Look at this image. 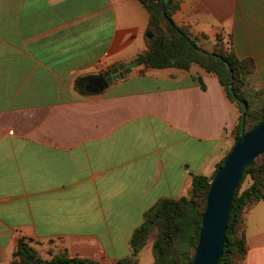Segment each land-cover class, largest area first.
Here are the masks:
<instances>
[{
    "label": "crops",
    "instance_id": "1",
    "mask_svg": "<svg viewBox=\"0 0 264 264\" xmlns=\"http://www.w3.org/2000/svg\"><path fill=\"white\" fill-rule=\"evenodd\" d=\"M178 2L171 19L197 47L212 53L222 34L254 62L247 90L264 102V0ZM148 20L137 0H0V264L19 241L45 262L118 264L145 215L223 157L239 111L213 74L125 71ZM116 68L102 92L82 91ZM245 241L241 264H264V200Z\"/></svg>",
    "mask_w": 264,
    "mask_h": 264
},
{
    "label": "trees",
    "instance_id": "2",
    "mask_svg": "<svg viewBox=\"0 0 264 264\" xmlns=\"http://www.w3.org/2000/svg\"><path fill=\"white\" fill-rule=\"evenodd\" d=\"M147 11L149 20L146 34L147 50L139 54L125 71L135 66L146 69H179L188 71L197 66L204 72L213 74L226 98L234 103L241 114L240 107L228 92L231 74L232 86L236 97L247 104L244 117V132L252 129L264 120V107L250 110L248 102L239 94L245 85V77L254 72L250 59H237L228 47L229 43L217 38L212 53H208L190 40L185 29L177 27L171 19L177 11L178 0H137ZM164 9V12L162 10ZM189 40V42H187ZM200 82V80L198 79ZM239 120L237 124L239 138ZM227 156V155H226ZM226 156L217 164L215 172L222 166ZM214 172V174H215ZM213 174V176H214ZM213 176H193L191 196L179 200H162L157 203L144 218L130 238L131 256L118 264H137V258L150 237L154 234L152 251L153 264H191L198 241L201 216L206 206V196ZM250 184L241 190L244 179ZM264 200V154L254 160L243 172L238 188L233 196L228 214L224 246L218 264H241L247 253L245 241V214L259 201ZM11 264H92L85 260H68L54 257L49 262L39 259L32 248L19 241L13 253Z\"/></svg>",
    "mask_w": 264,
    "mask_h": 264
},
{
    "label": "water",
    "instance_id": "3",
    "mask_svg": "<svg viewBox=\"0 0 264 264\" xmlns=\"http://www.w3.org/2000/svg\"><path fill=\"white\" fill-rule=\"evenodd\" d=\"M164 2L167 3V0ZM146 37L150 38V35ZM227 69L231 74L228 92L241 110L239 138L210 181L205 210L201 216L198 241L191 264H218L224 246L229 210L240 178L244 170L264 154V120L244 132L243 123L247 104L236 97L232 86L233 76L228 66ZM120 77L122 74L117 68L113 69L107 76H89L87 80L94 82L90 85H86L85 81L81 82L82 91L87 94H97Z\"/></svg>",
    "mask_w": 264,
    "mask_h": 264
},
{
    "label": "rangeland",
    "instance_id": "4",
    "mask_svg": "<svg viewBox=\"0 0 264 264\" xmlns=\"http://www.w3.org/2000/svg\"><path fill=\"white\" fill-rule=\"evenodd\" d=\"M218 39H220L221 41H226L229 43L228 47L230 48L231 50V53L237 58V56L234 54V51H233V46H232V39L231 37L229 36H225V35H222V34H219V37ZM239 59V58H237ZM239 60H243V59H239ZM251 60V59H250ZM252 61V60H251ZM253 62V61H252ZM254 64V62H253ZM254 71H255V65H254ZM254 73V72H253ZM252 73V74H253ZM251 74V75H252ZM251 75L245 77V85L240 87L239 89V94L248 102V105H249V109L250 110H257L261 107H264V102H257L256 103V100L258 99L257 97L255 96H258V94H255V96H252L251 94H249L248 90H247V86H248V83H247V80L249 77H251ZM256 99V100H255ZM240 116V114H239ZM238 116V118H239ZM238 134V131L237 129H235V131L233 132V134L230 136V138L226 141V149H225V152H224V155L223 157L219 160V162L217 164H219L222 159L229 153L230 149L232 148L233 144L235 143V140H236V136ZM217 164L215 165L214 167V170L213 172L211 173L210 176H204V175H195V176H204L208 179H210L214 172H215V169H216V166ZM250 183V180L248 179V177H246L241 185V190L245 189L246 187H248L247 185H249ZM191 196V185H190V189H189V194H187L186 196H183L181 198H189ZM180 198V199H181ZM179 200V199H178ZM154 237V234L152 235V237H150L149 241L147 242V244L145 245V248H146V251H144V254L141 258L142 260V264H153L154 263V256H153V251H152V245H153V238ZM142 251V250H141ZM141 253V252H140ZM139 253V255H140ZM139 255H138V258H139ZM138 258H137V263H138Z\"/></svg>",
    "mask_w": 264,
    "mask_h": 264
},
{
    "label": "flooded vegetation",
    "instance_id": "5",
    "mask_svg": "<svg viewBox=\"0 0 264 264\" xmlns=\"http://www.w3.org/2000/svg\"><path fill=\"white\" fill-rule=\"evenodd\" d=\"M94 81H87V82H85V84L86 85H90V84H92Z\"/></svg>",
    "mask_w": 264,
    "mask_h": 264
}]
</instances>
